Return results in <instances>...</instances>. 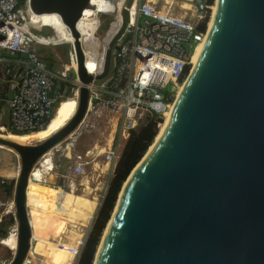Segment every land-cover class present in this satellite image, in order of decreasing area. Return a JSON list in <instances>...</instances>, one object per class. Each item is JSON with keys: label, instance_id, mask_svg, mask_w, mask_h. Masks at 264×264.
Segmentation results:
<instances>
[{"label": "water", "instance_id": "water-1", "mask_svg": "<svg viewBox=\"0 0 264 264\" xmlns=\"http://www.w3.org/2000/svg\"><path fill=\"white\" fill-rule=\"evenodd\" d=\"M134 1H124L101 73L87 70L76 43L83 86L64 127L37 145L0 136L22 167L15 200L24 249L31 240L27 176L82 120L88 86L111 78ZM100 2L30 0V9L59 14L79 36L77 22L93 18ZM205 38L168 122L124 182L93 264H264V0H219ZM67 169L52 178L64 184ZM24 259L19 251L9 264Z\"/></svg>", "mask_w": 264, "mask_h": 264}, {"label": "built area", "instance_id": "built-area-1", "mask_svg": "<svg viewBox=\"0 0 264 264\" xmlns=\"http://www.w3.org/2000/svg\"><path fill=\"white\" fill-rule=\"evenodd\" d=\"M124 1L101 0L93 18L77 22L79 36H75L59 14H48L51 21L46 23V15L32 12L30 0H0V127L4 130L0 136L32 144L28 137L53 120L63 101L74 99L73 115L76 113L83 86L78 74L76 43L83 48L87 70L101 73L109 43L121 27ZM216 1H134L129 31L124 41L114 48L111 78L105 84L88 86L89 100L82 120L55 147L54 153L47 152L37 160L27 176L25 205L31 226L28 249L19 244L18 221L13 217L22 167L16 159L7 169L0 167V226L7 215L11 219L7 232L0 237V250L7 247L12 258L23 251V264H78L124 148L148 112L165 118L171 111L177 89L174 84L170 90L168 88L172 76L177 74L179 63L193 56L197 45L205 38L207 25L202 35L201 30L206 20L209 21ZM49 29L54 31L55 40L43 39L34 32L47 33ZM105 37L108 38L105 40ZM103 41H107V46ZM62 44L69 47L64 57L58 50ZM42 46L54 57L53 66L38 53ZM96 52L101 54L100 58L95 66H88L89 57ZM19 69L21 73L15 77ZM70 90L71 97L67 95ZM96 93L108 98V112L99 109V104H91ZM112 126L111 134L106 137ZM103 144L106 147L103 148ZM55 153L58 158L62 154L69 174L82 177L79 190L85 191V180L93 176L89 170L92 166L97 168L92 179L94 190L84 215L77 221L70 220L76 233L69 241L62 240L65 232L62 236L55 235L58 221L68 218L56 209L49 196L50 190L55 188L33 180V177L59 175L55 169ZM3 171L10 174L2 175ZM32 185L39 187L38 193L32 192ZM8 194L13 210L6 205Z\"/></svg>", "mask_w": 264, "mask_h": 264}, {"label": "bare ground", "instance_id": "bare-ground-1", "mask_svg": "<svg viewBox=\"0 0 264 264\" xmlns=\"http://www.w3.org/2000/svg\"><path fill=\"white\" fill-rule=\"evenodd\" d=\"M218 1H216L213 13L211 15V21H213L216 11H217V7H218ZM49 21H51V19L49 18V15L46 14V18H45V22L46 23H50ZM211 21L209 24V27L211 25ZM108 37H105V40ZM104 40V38H102ZM204 38L196 47L195 52L192 56V60H193V65L196 63L201 51H202V47L204 45L205 42ZM104 45L107 46V41H103ZM94 46V44H93ZM92 50H95L93 47H91ZM97 54L93 57H89L88 59V66H95L97 63L98 58H100V53L96 52ZM187 77V76H186ZM92 105H96L99 104V109L104 110L105 112L109 111V106H108V98L105 97L104 95L98 94L96 93L93 100H92ZM174 104V103H173ZM172 104V105H173ZM173 107V106H172ZM64 108H68L71 112L75 111L76 109V101L74 99H67L65 101L62 102V104L58 107L56 115L54 116L53 120L46 126L44 127L42 130L35 132L34 134L30 135V137H28L29 140H31L32 142H38V141H42L46 138H48L49 136H51L55 131H57V129L63 127V125H65L67 123V121H69L68 119L70 118V112H66L63 115V109ZM170 114L171 111H168L165 114V123L168 122L169 118H170ZM165 123L162 125V128L160 129V132L162 131V129L165 127ZM3 127H0V132H3L4 130L2 129ZM113 129V126L111 127V129L108 131L107 130V134L106 137H109V135L111 134V131ZM110 133V134H109ZM100 137V135H98ZM106 137L103 140V142L106 140ZM19 140H23L24 138H20L18 137ZM106 147L105 144H103V148ZM12 163H14V158L12 156L11 152H0V167H2V169H7V167H10L12 165ZM89 173H91L93 176H88V178L85 180V191H83L82 189H76V187L72 186L70 183H64L61 184L58 181H55L52 177H47V178H43V179H38L33 177L34 181H37L39 183H43L49 186H53L55 189L50 190L49 192V196L51 199H53V203L55 204L56 209L60 210L61 213H63V215L67 216L68 218H64L61 219L60 221H58V225H57V230L55 232V235L58 236H62V232H65V234L63 235L64 237L62 238L63 241H69V239L71 238V235H74L76 233V229L75 227L71 226L70 220H79L82 215H84L86 209H87V205L89 204V197L91 195V192L94 190V186L92 184V179L94 178V175L97 173V168L95 166L91 167V170H89ZM10 173H7L5 171H3L2 175L8 176ZM87 189V191H86ZM39 191V187L37 185H32V192L33 193H38ZM10 193V191H9ZM7 199H6V205L7 208L10 210H13V204L12 201L9 198V194L6 195ZM13 217L15 220L18 221V217H17V209H15V214H13ZM10 215L6 216V220L5 223H3L0 226V237L7 232L8 230V226L10 223ZM1 239V238H0ZM1 245V244H0ZM37 261L40 262V257H37Z\"/></svg>", "mask_w": 264, "mask_h": 264}, {"label": "trees", "instance_id": "trees-1", "mask_svg": "<svg viewBox=\"0 0 264 264\" xmlns=\"http://www.w3.org/2000/svg\"><path fill=\"white\" fill-rule=\"evenodd\" d=\"M207 23L208 19L206 20V23L201 30V35L205 33ZM46 49L47 48L42 46L39 49L38 53L40 54L42 59L46 60L49 63L50 66H53L55 64V59L52 54L46 53ZM191 62L192 54L186 62L182 63V71L176 81H173L176 87H179L181 85L183 78L189 70ZM175 95L176 93L173 94L174 98ZM163 122L164 118L162 116L156 113L148 112L137 131L133 134L130 142L124 148L109 179L108 190L102 200L101 208L87 237V241L78 264H93L95 254L103 236V232L110 220L111 214L114 210L124 182L128 178L133 168L137 165V163L141 160L146 151L152 145L153 141L160 131L159 125ZM7 150L9 149L7 148ZM13 153L15 156L17 155L15 152ZM57 164L62 165V162L59 161V163ZM59 169L62 170L61 168Z\"/></svg>", "mask_w": 264, "mask_h": 264}, {"label": "rangeland", "instance_id": "rangeland-1", "mask_svg": "<svg viewBox=\"0 0 264 264\" xmlns=\"http://www.w3.org/2000/svg\"><path fill=\"white\" fill-rule=\"evenodd\" d=\"M210 19H211V16H210ZM210 19H209L208 23H210ZM56 28H57V30L60 32V28H59V26H57ZM207 28H208V24H207ZM34 32L37 33L39 37H41V38H43V39H46V40H47V39H50V40H55V39H56V38H55V35H54V31H53L52 29H49V31H48L47 33L37 32L36 30H34ZM58 50L61 51V53H62V55H63V57H64V56L67 55V53H68L67 51L69 50V47H68L67 44H62V45H60V46L58 47ZM192 65H193V60H192V62H191V65H190V67H189V70H188L187 74H186L185 77L183 78V81H182L181 85H180L179 87H177V89H176V95H175V98H176V96H177V94H178V92H179V90H180V88H181L183 82L185 81L186 76H187L188 73L190 72V70H191V68H192ZM181 71H182V62L179 63V65H178V72H177V74H175V75L172 76V81L170 82V84H169V86H168L169 90L171 89V86L174 84L173 81L175 82L176 79L179 77ZM67 95L71 97V96L73 95L72 90H70L69 93H68ZM175 98H174V100H175ZM63 112H64L63 115H64L66 112H70V114H71V115H70V118H71V116H72L73 113H74V111L71 112L68 108H64V109H63ZM70 118H69V119H70ZM69 119H68V120H69ZM164 123H165V118H164V122L161 123V124L159 125V130L162 128V125H163ZM44 140H45V139H44ZM42 142H43V140H42V141H38V142H32V145H37V144H40V143H42ZM1 147L7 149V147H4V146L0 145V148H1ZM8 151H11V152H12V150H10V149H9ZM60 156L63 157L62 154H60ZM61 157H60V160L63 162V160H62ZM15 159L18 160V156H17V155H16V158H15ZM57 163H59L58 158H56V165H57ZM63 165L66 166L65 163H63ZM68 173H69V172H68ZM106 178H107V176H105V179H106ZM81 179H82V177H77V178L69 177V181L71 182V181L73 180V182H74L76 185H77V183H79V184L81 183ZM104 182H105V180L103 181V183H104ZM76 188H77V187H76ZM12 259H13V258H12L11 254H10V251H9V249H8L7 247H5L4 249L0 250V264H9V263L12 261Z\"/></svg>", "mask_w": 264, "mask_h": 264}, {"label": "crops", "instance_id": "crops-1", "mask_svg": "<svg viewBox=\"0 0 264 264\" xmlns=\"http://www.w3.org/2000/svg\"><path fill=\"white\" fill-rule=\"evenodd\" d=\"M53 135V134H52ZM2 137H5V136H2ZM50 137V136H49ZM6 138H8V137H6ZM15 140V139H14ZM15 141H17V140H15ZM44 141V140H43ZM19 142V141H18ZM1 151H3V152H11V151H8L7 149H5V148H3V147H1L0 148V152ZM12 153V156H13V158H14V161H15V158H16V156L14 155V153H13V151L11 152ZM17 160V159H16ZM18 161V160H17ZM64 162V161H63ZM63 162H62V165H56L55 164V169H56V171L58 172V173H60L62 170H60L59 168L61 167V166H64V167H69V166H65V165H63ZM52 177V176H51ZM69 177H73L72 175H71V173L70 174H68V175H66L65 176V183H70L72 186H74V187H77L76 189H78V184L79 183H77V185L73 182V180L70 182L69 181ZM73 178H77V177H73ZM55 181H58V180H55ZM82 182V181H81ZM17 192V191H16Z\"/></svg>", "mask_w": 264, "mask_h": 264}, {"label": "flooded vegetation", "instance_id": "flooded-vegetation-1", "mask_svg": "<svg viewBox=\"0 0 264 264\" xmlns=\"http://www.w3.org/2000/svg\"><path fill=\"white\" fill-rule=\"evenodd\" d=\"M58 160L61 161V160H60V157L58 158ZM61 162H62V161H61ZM59 166H60V164H59ZM60 168H61L62 170H64V168L66 169V167H64V166H61ZM68 169H69V167H68ZM68 169H67V172H68ZM69 172H70V170H69ZM68 174H69V173H68Z\"/></svg>", "mask_w": 264, "mask_h": 264}]
</instances>
